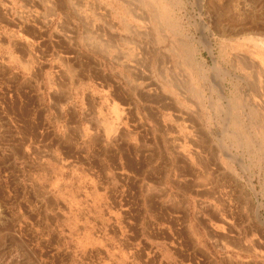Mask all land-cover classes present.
<instances>
[{
	"label": "crops",
	"instance_id": "1",
	"mask_svg": "<svg viewBox=\"0 0 264 264\" xmlns=\"http://www.w3.org/2000/svg\"><path fill=\"white\" fill-rule=\"evenodd\" d=\"M17 2H0V137L9 130L10 140L0 154L51 225L42 223L57 239L49 247L62 254L53 263L264 264L258 205L199 190L225 177L227 163L201 172L183 159L176 174L174 148L158 135L167 116L130 99L98 60L86 80L74 50L52 59L48 26L20 24ZM104 45L97 48L109 54ZM176 180L191 192L178 193Z\"/></svg>",
	"mask_w": 264,
	"mask_h": 264
},
{
	"label": "rangeland",
	"instance_id": "2",
	"mask_svg": "<svg viewBox=\"0 0 264 264\" xmlns=\"http://www.w3.org/2000/svg\"><path fill=\"white\" fill-rule=\"evenodd\" d=\"M60 1L18 0L13 13L20 24L48 26L52 59L74 50L84 72L98 60L130 99L167 116L158 135L164 147L174 148L176 174L183 159L199 163L201 172L227 163L226 176L200 192L249 197L253 202H243V209L258 205L264 216V0ZM59 39L65 49L54 42ZM90 70L82 74L86 80ZM144 107L139 105L143 113ZM8 131L2 130L0 142L10 141ZM8 158L0 154V264H54L62 254L50 249L57 239L42 223L51 225L12 180ZM176 182L178 193L191 192Z\"/></svg>",
	"mask_w": 264,
	"mask_h": 264
},
{
	"label": "bare ground",
	"instance_id": "3",
	"mask_svg": "<svg viewBox=\"0 0 264 264\" xmlns=\"http://www.w3.org/2000/svg\"><path fill=\"white\" fill-rule=\"evenodd\" d=\"M164 11H165V12H164V13H165L164 15H165L166 17H168V13H169L168 10H164ZM161 13H162V12H159V14H161ZM161 16H162V15H161ZM207 43L210 44V41H208ZM206 45H207V44H206ZM209 46H210V45H209ZM206 48H207V47H206ZM208 48H209V47H208ZM210 53H211V55H214L212 50H210ZM223 88H224V87H223ZM221 92H222V93H221ZM221 92H220L221 95L227 99L226 95L223 93L224 90L221 91ZM261 100H262V103H263V98H262V96H261ZM242 162H243V161H242ZM242 164H243V163H242Z\"/></svg>",
	"mask_w": 264,
	"mask_h": 264
}]
</instances>
